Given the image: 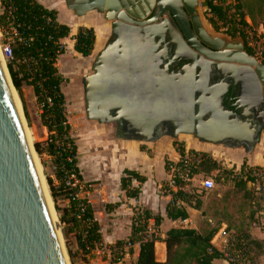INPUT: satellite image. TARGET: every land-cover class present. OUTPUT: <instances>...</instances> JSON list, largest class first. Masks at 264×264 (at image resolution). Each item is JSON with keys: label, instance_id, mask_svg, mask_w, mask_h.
Segmentation results:
<instances>
[{"label": "water", "instance_id": "1", "mask_svg": "<svg viewBox=\"0 0 264 264\" xmlns=\"http://www.w3.org/2000/svg\"><path fill=\"white\" fill-rule=\"evenodd\" d=\"M187 1L185 13L201 43L190 35V24L169 0H64L78 17L96 11L111 22V40L95 57L92 73L82 80L85 117L101 125L122 123L125 131L117 134L140 142L158 139L156 131L163 125L173 129L171 138L185 134L208 143L225 138L240 142L231 136L245 129L250 137L242 141L251 148L257 142L255 133L264 126V65L244 52L242 42H238L240 54L253 68L210 63L190 52H178L176 43L166 42L158 28L165 21L156 25L165 9L191 47L206 58L224 60L217 57L216 47L202 39L198 1ZM146 9L153 13L148 21H144ZM179 61L191 65L172 72ZM212 74L221 76L219 86H208ZM224 79L231 81L232 90L236 86L239 91L251 90L249 101L236 100L224 107L216 93ZM13 90L0 59V264H68ZM206 133L219 136L207 139Z\"/></svg>", "mask_w": 264, "mask_h": 264}, {"label": "trees", "instance_id": "2", "mask_svg": "<svg viewBox=\"0 0 264 264\" xmlns=\"http://www.w3.org/2000/svg\"><path fill=\"white\" fill-rule=\"evenodd\" d=\"M231 1L232 3H228ZM202 6L210 13L211 18L208 21L215 30L218 29L216 23L221 22L231 38L245 39L243 30L247 24L239 0H203ZM230 10H233V13H230ZM12 29L16 31V36L13 35ZM0 32L3 41L5 44L8 43L11 51V57L6 59V67L13 88L20 94L22 86L31 87L36 102L40 106V119L49 133L46 141L49 155L55 157V162L61 169L59 172L61 176L64 171H67L74 173L80 179L76 159L77 147L64 113L65 95L61 91L64 78L59 74L56 66L58 58L65 51L61 40L69 36L70 28L60 24L57 21V13L43 7L37 0H0ZM94 32L91 28H79L72 38L74 51L83 58L92 54L94 43L96 44ZM246 51L249 55L251 54L248 48ZM35 149L39 151L38 144ZM176 151L182 157L185 150L179 147ZM189 153L198 160L195 174L208 175L215 171L219 174L220 180L226 181L232 173L231 170L223 169L208 154ZM246 167L245 164L241 166L242 172ZM246 177V182L237 180L236 185L239 188L245 189L247 182H255L252 176L247 174ZM132 180L139 185L145 181L136 172L126 170L120 179V189L124 191L127 198L136 199L140 190L139 186H131ZM261 183L264 184V180L259 184ZM183 188V186L179 187L166 206V217L169 220L183 221L188 218L185 208L177 205L178 201L194 209L199 208L197 200L194 205L191 204L190 194ZM61 189H63L62 186ZM50 190L52 199H55L54 191L52 192V188ZM65 191H67L66 188ZM81 202L85 206L81 220H84L86 225L82 226L75 217L77 202H69V209L65 213L69 216L67 225L71 222L72 226L64 230L63 234L67 241L68 233L73 230L72 227H81L80 234L75 236V244L79 250L88 253L97 245H101L102 239L92 207L86 201ZM67 216L65 214L61 216L63 222L66 221ZM150 220L153 221L155 232H157L163 218L144 210L132 219L128 239L115 244L117 247L128 243L138 244V255L133 264H216V261L220 260L219 254L210 245L216 229L201 235L193 229L171 228L166 232L164 239L153 234L151 238H147L146 231ZM241 234L248 241L253 252L252 241L243 233ZM156 242H162L165 246L166 259L163 263L155 259L154 244ZM128 254H133L131 247L128 249ZM69 255L72 258L71 254Z\"/></svg>", "mask_w": 264, "mask_h": 264}, {"label": "crops", "instance_id": "3", "mask_svg": "<svg viewBox=\"0 0 264 264\" xmlns=\"http://www.w3.org/2000/svg\"><path fill=\"white\" fill-rule=\"evenodd\" d=\"M37 1L43 7L54 10L57 13V21L70 28L69 36L62 39L61 44L66 48L65 52L69 46L71 52L78 55L73 49V36L79 28H91L94 31L101 18L100 14L90 11L78 17L68 10L64 0ZM60 13L64 21L59 19ZM96 39L95 36V41ZM99 47L97 40L96 44L94 43L92 54L84 59H93ZM64 55L65 53L60 58ZM92 64L93 62H90V69ZM70 65L71 61H61L62 70L60 71L59 63L57 64V70L63 78L69 73ZM70 124L72 128L75 127L71 121ZM88 134L84 137L85 140L76 145L77 167L80 174L83 176L82 168L87 179L94 183L93 187H97L99 195H93V201L88 204L92 207L94 219L99 224L104 247H111L116 242H124L128 239L133 216L131 208L138 207L163 218L158 231L152 230L154 236L160 239H164L166 232L171 228L193 229L201 235L207 234L212 229H216V232L227 229L243 233L252 241L254 248L251 264H264V211L257 210V208L250 210V206L244 213L238 212L237 209L231 210L230 207L227 210L225 205L230 204L225 202L221 193L213 197L208 192L209 190L202 186L205 180L215 184L217 173L215 171L208 175L197 174L194 182L183 188L186 192L192 189L194 193L200 195L198 196V209L180 203L185 208L188 218L183 221H172L166 217V206L172 200V195L166 193L165 188L162 187L168 177L166 164L177 162L179 159L172 142L173 138L161 136L152 142H140L122 138L119 134L117 135V131L113 133L115 136L108 134L104 136L105 134L98 130ZM178 136L183 137L187 149L209 154L225 170H238L243 164L250 168H264V134L260 135L256 144L251 148L244 145L233 146L217 142L195 141L192 139L193 136L185 134ZM126 170L136 172L145 179L140 185L135 180L131 181L132 187L139 186L140 193L136 199L127 198L124 191L120 189V179ZM221 182L226 181L221 180ZM218 188H222V192L226 189L225 185L218 186ZM255 201L256 197L251 203L254 204ZM102 203L106 205L107 210L102 209L100 205ZM152 227H154L153 221L150 220L149 228L152 229ZM138 250V244L132 245L133 263L137 258ZM154 254L156 261L161 263L165 261V246L162 242L154 244ZM216 264L226 263L218 260Z\"/></svg>", "mask_w": 264, "mask_h": 264}, {"label": "rangeland", "instance_id": "4", "mask_svg": "<svg viewBox=\"0 0 264 264\" xmlns=\"http://www.w3.org/2000/svg\"><path fill=\"white\" fill-rule=\"evenodd\" d=\"M197 1H198V5L196 7L197 15L199 16L200 22L204 30L210 36L219 37L227 41L242 42L244 46L241 37L231 38L229 34L226 33V27L221 22L216 23V27L218 29L215 30L208 21L209 18H211V15L210 13H208L207 9L202 6L203 0H197ZM228 3H232V1ZM239 3L241 4V10L245 15L244 20L247 24V27L244 28L243 30L244 34L248 30L258 31L261 26L264 28V0H239ZM229 12L233 13V10H230ZM100 16L101 18L99 20V23L97 24L96 29H94V31L96 30L95 34H97L96 41L98 40V46H100L97 51V54L101 50H103L104 46L107 44V42H109L111 37L110 36L111 22L104 20L102 14H100ZM59 19L61 21H64L61 13L59 15ZM4 48H5V42L3 41L2 34L0 32V57L2 61L6 64V55ZM67 48L68 49L66 50V52L64 51L65 55L62 58L60 57L58 58L57 64L59 63V67H60L59 70L61 71L62 70L61 61L64 60L66 62L71 61V65H70L71 69L67 75L65 74L66 76L63 75L65 79L61 85L62 92L65 95L64 113L66 120L71 127V131H70L71 136L74 138L76 145L78 142L85 140L84 137L88 136L89 135L88 133L91 132L94 133L96 130L101 131L103 134H105L104 136H106L107 134L109 136H115L113 133L114 132L116 133L117 127L115 126L114 123L108 125H101L94 121H88L85 117L84 100H83L84 90H83L82 80L85 78L83 76H86L88 74L90 75L92 73V70L90 69V62H93V59H95L97 54L93 56V59H88V58L84 59L83 57L72 53L71 50L69 49V46ZM261 63L263 62L261 61ZM82 65L86 66V68L84 69ZM13 91H14L15 99L18 104L20 115L22 117L24 128L32 138V142H31L32 146L31 144L30 146L32 147L33 153L36 155L35 159L37 161V164L40 166L39 169L41 171H39V173H41L40 175L44 179V184L46 186L50 198V204L52 205L51 208L55 216V221H57L56 222L57 227L61 232L62 244L67 255V263L68 264H133V256L132 254H128L129 248L125 247L126 245L122 247H117L116 245H113L111 247H104L102 243L101 245H97L93 250H90L88 253H84L81 250H79L75 244V236L80 234L81 227L76 226L74 228L73 226L72 227L73 230L72 232L68 233L67 241H66L63 232L64 230H66L67 228H71L72 226L71 222L68 223L69 225H67V219H69V216H67V213H65L69 209V201H68L69 190L65 186V181L63 176L64 173H66L67 171H64L63 175L61 176L59 173L61 172V169L57 166L55 162V157L49 155L47 151L48 149H47L46 141L49 133L47 129L42 125L40 119L41 109L36 102L32 89L24 85L21 88L20 94H18L15 91V89ZM70 121L75 125L74 128H72ZM205 137L207 139H213L212 138L213 136L210 135H206ZM182 138L183 137L180 136L173 138L172 142L174 148L177 149L179 147H183L184 150H189L188 152H196L187 149ZM192 139L198 141L196 138L192 137ZM37 144L39 146L38 152L35 149V146ZM197 153H201V152H197ZM261 169H263L264 171V168ZM78 171L81 177L79 179V183L82 188V192L80 193V198L83 201H86L87 203L91 202L93 201V195L95 196L99 195L97 191V187L95 186L93 187L94 183H92L91 181H89V179H87V177L84 175L82 168L81 171L83 173V176L80 174L79 169ZM215 181L216 182L213 185L212 189H207V190H209L208 192L213 197L216 196L218 193H221L222 198H224L225 202L227 204H230L229 206L225 205L227 210L230 207L231 210L237 209L238 212L244 213L245 211H247V207L250 206L251 207L250 210L257 208V210L264 211V184L262 183L259 184L260 186L259 191L256 190L255 186L253 187L249 183L246 184L245 189H241L236 185L238 181L234 177L233 173H231V175L227 177L226 182H221V180L219 179V174L216 173ZM221 185H225L226 187L225 191L223 192L221 191L223 190L222 188L220 189L218 188V186ZM248 185L250 188L248 187ZM61 186L63 189H61ZM64 187L66 188L67 191H65ZM50 188H52V192L54 191L53 193L55 194V199H52ZM164 190L166 191V193H169L171 195L174 194V192H171L167 189ZM187 193L190 194L189 200L191 201V204L194 205L196 200L198 201V196L200 195L194 193L192 189H188ZM254 197H256V201L254 204H252L251 201L253 200ZM100 205L103 210H107L105 204L102 203ZM177 205L181 206L179 201ZM96 208H97V204H96ZM131 209L133 211L132 219L136 218L138 214L144 211V209H140L138 207ZM63 214L67 216V218L65 219L66 223L63 222V220L61 219V216H63ZM152 230H155V228L152 227ZM69 254H71L72 258H70Z\"/></svg>", "mask_w": 264, "mask_h": 264}, {"label": "built area", "instance_id": "5", "mask_svg": "<svg viewBox=\"0 0 264 264\" xmlns=\"http://www.w3.org/2000/svg\"><path fill=\"white\" fill-rule=\"evenodd\" d=\"M13 35H17L16 31L12 29ZM245 40L247 48L250 50V56L256 61L264 63V28L261 26L258 31H246ZM5 55L6 59L11 57V51L8 43L5 44ZM198 166V160L195 156L189 152L184 151L182 157L179 156L177 162L167 164V180L163 184V188L171 191L177 192L180 186H188L194 182L197 174L194 173V170ZM234 177L237 180H242L246 182L247 174L252 176L255 179L254 183L247 182L251 186H255L256 190H260L259 183L264 180V171L263 169H250L246 167L243 172L240 169L232 170ZM65 186L68 188V201L77 202L76 206V219L80 221L82 226L86 225L84 220H81V217L85 211V206L81 202L83 201L80 198V193L82 192L79 179L74 173L66 172L64 173ZM204 189H212L213 182L205 180L202 182ZM153 234L152 229L148 227L146 231L147 238H151ZM154 235V234H153ZM210 245L215 250L220 257V260L226 264H250L253 252L248 241L244 238L241 233L233 232L227 229H221L215 233L213 238L210 241ZM125 247H132L129 243Z\"/></svg>", "mask_w": 264, "mask_h": 264}, {"label": "flooded vegetation", "instance_id": "6", "mask_svg": "<svg viewBox=\"0 0 264 264\" xmlns=\"http://www.w3.org/2000/svg\"><path fill=\"white\" fill-rule=\"evenodd\" d=\"M149 12V11H148ZM153 17V13L152 11L150 13H148V15L146 17H144V21H148L150 20L151 18ZM185 19V21H184ZM183 21L184 22H189V17L187 16V18H184ZM162 20H164L165 22H168L169 23V26L171 27L172 31L179 35L180 38L189 46V48L191 47L190 44L186 41V38L184 36V32L181 30L180 27H178L177 25H173L172 24V19L170 18V15H167V11L165 10V14L160 16L159 17V22L157 24H159ZM202 26V24H201ZM202 29H203V33L201 34L203 38L207 37V38H211V39H214L215 37L213 36H210L203 28L202 26ZM164 30H165V38H166V42L172 40V36L170 34V30L168 29V27H164ZM190 35L192 37H194V39L201 43L199 41V38H198V35L197 33L195 32V30L193 29V27L191 26L190 24ZM218 38V42H217V45L218 46H222V50L225 49V46L226 44H232L233 46L235 47H240L238 42H231V41H227V40H224L222 38ZM242 39V38H241ZM110 40H111V37H110ZM109 40V41H110ZM243 43H244V52L247 53L246 51V48H247V45H246V40L242 39ZM193 52H195L196 54L200 55L201 57H203L199 52H197L193 47L190 48ZM237 49V48H235ZM170 52V51H169ZM248 54V53H247ZM258 64H263L264 63H259L257 61ZM191 65V62L190 61H179V62H176L172 65V72L175 73L176 72H181L185 67H189ZM249 67H252L248 64H244V65H241L240 68L242 69H246V68H249ZM253 68V67H252ZM245 75H247V71H243L242 72ZM220 78L221 76L218 75V74H212L210 75V78L208 80V86H219V83H220ZM246 78V81H247V76H245ZM249 81V79H248ZM231 81L229 79H224L223 82H222V86L219 87L218 90H216V93L218 95V100L221 102V104L226 107L228 105H231L232 102H235L236 100H242V102H246V101H249V93H251V90L249 91L247 88H242L240 91L238 90L237 86L234 87V89L232 90L231 88ZM241 95V96H240ZM247 95V99H243V96H246ZM232 111V110H230ZM263 113H264V109H263ZM253 117L255 116V114L252 115ZM248 118H252L251 116ZM229 120L231 118H228ZM254 119V118H253ZM117 131L118 133H121V132H124L125 129H124V125L122 123H120L118 126H117ZM173 133V129L171 128L170 125H163V126H160L157 131H156V136H171ZM261 134H264V126L262 128H260L257 133H255L254 135V138L255 140H258L260 135ZM231 137H235L236 139H239L241 140L240 142H237L236 140H233V139H222L221 141L217 142V143H221V144H225V145H244L245 147H247V144L244 143V141H242L243 139H249L250 135L248 133L247 130H243L242 132H239V133H236V134H233Z\"/></svg>", "mask_w": 264, "mask_h": 264}, {"label": "bare ground", "instance_id": "7", "mask_svg": "<svg viewBox=\"0 0 264 264\" xmlns=\"http://www.w3.org/2000/svg\"><path fill=\"white\" fill-rule=\"evenodd\" d=\"M186 2V3H185ZM168 4L172 7V8H175V9H178V10H180L181 12H182V16H183V19L184 18H187V14L185 13V6L186 5H189L188 4V1L186 0V1H182V0H169V2H168ZM154 6H155V1H154ZM103 7V6H102ZM88 7H81V9H87ZM166 10V9H165ZM149 11V12H148ZM167 11V10H166ZM147 13H150V10L149 9H146V14ZM165 14V12L162 14V15H164ZM161 15V16H162ZM167 15H170V13H169V11H167ZM171 18V17H170ZM184 21H185V19H184ZM158 22H159V18H158ZM166 24L164 25H162V26H160V27H158L159 29H160V32H162L163 34V36H164V38H165V30H164V27H168V29L170 30V34H171V36H172V41H174L175 43H176V45H177V48H178V52H180V53H192V55L194 56H196V58L197 57H200V58H202V59H204V60H206V61H209L210 63H217V64H226V65H231V66H233V67H236V68H239L241 65H244V64H248L247 62H246V60H243V58H242V55L240 54L241 52H242V50L240 49V47H235V46H233L232 44H226V46H225V49L224 50H222V46H218L217 45V42L219 41L218 39L217 40H214V39H211V38H207V37H205V38H203L202 37V39L205 41V42H207L209 45H212V46H214V47H216L217 48V51L215 52V53H217L216 55H218L217 57H222V58H224V60H221V61H218V60H212V59H209V58H206L205 56H204V54H202V53H200L203 57H201L200 55H198V54H196L195 52H193L190 48H189V46L182 40V39H180L179 37V35H177V34H175L173 31H172V29H171V27L169 26V23L168 22H165ZM156 25H158V24H156ZM103 39V38H102ZM102 39H101V41H102ZM235 48H237V49H235ZM198 52V51H197ZM225 58H236V59H239V60H242L241 62H239V60H236V61H230V60H228V61H226L225 60ZM0 59H1V57H0ZM255 60V59H254ZM256 61V60H255ZM257 62V61H256ZM249 65V64H248ZM14 99H15V95H14ZM15 101H16V99H15ZM16 103H17V101H16ZM17 106H18V104H17ZM19 110V109H18ZM25 129V128H24ZM237 133V132H236ZM236 133H234V134H236ZM25 134H26V137H27V139H28V143H29V145L31 144V142H32V138L30 137V135H29V133L28 132H26V129H25ZM219 133H214L213 135H210V136H213V137H215V136H219L218 135ZM205 135H209V133H206ZM31 146H32V144H31ZM35 155V154H34ZM33 155V157H34V161H35V164H36V166H37V170H38V172L39 171H41L40 169H39V165L37 164V161H36V159H35V157H36V155L34 156ZM39 174H41V173H39ZM40 179H41V181H42V187H43V189H44V192H45V194L47 195V189H46V186H45V184H44V179L41 177V175H40ZM50 204V203H49ZM51 205V204H50ZM52 206V205H51ZM52 218H53V220L55 221V216H54V214L52 213ZM57 222V221H56Z\"/></svg>", "mask_w": 264, "mask_h": 264}]
</instances>
